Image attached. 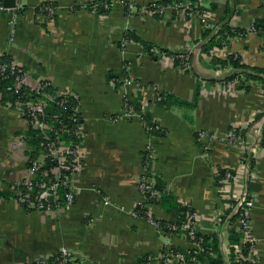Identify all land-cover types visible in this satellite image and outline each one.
Returning a JSON list of instances; mask_svg holds the SVG:
<instances>
[{"label": "crops", "instance_id": "0c3cea01", "mask_svg": "<svg viewBox=\"0 0 264 264\" xmlns=\"http://www.w3.org/2000/svg\"><path fill=\"white\" fill-rule=\"evenodd\" d=\"M85 1L22 0L14 9L17 0H6L9 6L0 11V53L35 78L76 93L85 128L73 204L52 214L26 210L12 187L30 175V136L21 112L12 100L3 102L0 92V264H32L64 247L77 264H141L145 255L153 257L148 264H168L158 255L169 243L193 247L184 232L170 234L136 214L148 149L154 154V183L195 209L197 231L211 244L218 241L225 264H231L239 233L236 203L249 191L257 247L250 263L264 264V82H222L233 67L214 60L237 53L245 63L264 67V30L230 36L228 44L206 51V24L199 14L171 5L157 12L147 8L160 0H131L128 10L114 0L111 11L100 14ZM45 2L57 6L53 24L37 20L36 8ZM201 3L212 25L227 21L249 30L264 19V0ZM126 29L175 52L191 50V69L176 65L172 56L147 54L141 41L119 46ZM161 93L167 102L159 101ZM125 99L139 103L149 125L125 113ZM230 132L237 140L227 138ZM222 170L234 177L222 176ZM149 212L158 220L180 216L161 202L152 203ZM200 262L210 264L206 255Z\"/></svg>", "mask_w": 264, "mask_h": 264}, {"label": "built area", "instance_id": "2783aa9c", "mask_svg": "<svg viewBox=\"0 0 264 264\" xmlns=\"http://www.w3.org/2000/svg\"><path fill=\"white\" fill-rule=\"evenodd\" d=\"M128 7H132L133 2L127 0ZM203 0H198L194 5L190 2H173L172 7L178 10H189L191 14H199L202 16L206 24L209 22V12L205 10L202 5ZM114 0H112V3ZM84 6L87 9L98 11L100 5L109 8L108 1L97 3V0H86ZM22 6V0H17L14 9H19ZM165 7H160L158 10H163ZM5 6L0 1V11L4 10ZM36 9L37 20L49 25L53 24L56 16L57 6L51 2L40 4ZM157 10V11H158ZM99 12V11H98ZM16 23V18L12 20V24ZM210 26L219 28V24ZM215 30V31H216ZM249 31H257L253 25L245 33H240V36L246 35ZM132 40L123 39L122 46L127 45ZM186 52L184 56V67H189L188 57L192 53ZM14 76V83L10 89L18 93L15 101L11 105L16 107L20 112L27 124L28 129H36L43 137L42 149L38 157L34 159L29 158L30 175L23 178L18 183L14 184L12 190L14 192L15 200L23 208L29 211H36L42 213H56L62 211L64 208L70 207L76 199L75 190L79 178V172L82 167V141L85 136V128L83 125V117L80 108L79 97L76 93L70 90H59L58 92L51 93L48 87L53 85L49 78H35L31 71L25 68L24 65L19 64L12 59H0V76ZM29 89V92H25ZM32 93L35 95L32 97ZM73 97L78 101V104L73 106L72 113L69 114V123H65L58 115L48 116L46 108L51 101H56L60 106H66L69 97ZM125 113L129 116L138 115L144 120V113L140 112L136 104L125 103ZM145 123V122H144ZM156 128L158 129L159 126ZM68 135L71 139L65 138ZM205 136L204 132L199 133V138ZM229 140H237L236 133L230 132L227 137ZM146 152L147 164L152 166L154 160L153 152L148 149ZM152 169V168H151ZM145 166L144 173L139 177L138 187L143 195L142 200L138 203L141 207H147L152 204L148 199L155 196L153 191L154 179L151 173ZM227 178H232V173L226 174ZM149 192V193H148ZM239 212V231L243 233L244 240L249 243L247 256L244 257L241 253L243 245L237 247L238 259H248L252 263L257 259V247L251 231V215L254 207V200L249 191H244L236 203ZM137 205V206H138ZM149 209V208H148ZM149 218L152 219L158 226V221L152 218L151 213ZM186 223L182 225V229L188 230V235L191 238L193 247L191 256L183 252L176 251L169 243L165 251L158 257L168 264H201L200 258L206 253L205 247L201 239L197 238L198 233L196 229L197 212L187 211ZM170 234L178 229V225L171 223L168 225ZM153 257L149 256V262ZM37 264H77L73 254L67 249L63 248L59 253L51 255L45 259H40Z\"/></svg>", "mask_w": 264, "mask_h": 264}, {"label": "trees", "instance_id": "16d2710c", "mask_svg": "<svg viewBox=\"0 0 264 264\" xmlns=\"http://www.w3.org/2000/svg\"><path fill=\"white\" fill-rule=\"evenodd\" d=\"M2 1V0H0ZM105 0H97V3H102ZM109 2V8H105L104 6L100 5L98 8V11L100 14H108L113 6L112 0H106ZM125 6V9L128 10V1L127 0H122ZM198 0H160L154 3H150L147 5V8L151 10L152 12H157V10L160 7H166L171 5L173 2H190L193 5L197 3ZM128 2V3H127ZM54 4V3H53ZM176 10V9H175ZM206 10V9H205ZM38 11V9H36ZM188 14L192 11L185 10ZM206 24V23H205ZM255 28L257 31H262L264 30V19L257 21L254 24ZM215 27L210 26V24H206V28L204 31V37L207 38L206 43L204 44V50L210 51L214 47H222L223 45H226L230 41V36H235V35H240V33H245L246 29H243L241 27H234L229 25V22L225 21L223 23L219 24V28L216 30ZM123 39H128L132 41H141L144 51L147 54H150L151 56L158 58L159 56L162 55H169L172 56L175 59L176 65L185 68V70H190L191 68V63H192V53L189 54L188 57V62H189V67H184V56L187 55L186 52H175L170 49H167L163 46L157 45L155 43L147 42L144 40H141L135 33H133L131 30L126 29L124 31L122 39L119 41V46H122V41ZM0 59H6L8 61H11L13 57L9 55L8 53H0ZM215 64H219L220 66H226V65H231L233 67V71H231L229 74L225 76L224 79H222V82H226L228 80H234V79H242L244 83H246L248 80H257L260 79L264 82V67H258V66H251L247 63H245L242 59V57L237 54V53H231L228 55L227 59H220L215 57ZM26 68V67H25ZM27 69V68H26ZM14 83V76L13 75H8V76H0V92L2 93V101L5 102L7 100H12L13 102L15 101L16 97L18 96V93L15 92L14 90L10 89V86H12ZM48 91L51 93L58 92L59 89L55 87L54 85L49 86ZM29 89H26L25 92H29ZM35 95L32 93V97ZM167 94L161 93L160 94V99L159 101L162 103H165L167 101ZM135 103L137 108L140 109V105L138 102L132 100V99H125V103L131 104ZM178 103H184V104H189L183 100H177ZM78 101L74 99L72 96L69 97V101L66 106H60L56 101H51L47 108V114L48 116L50 115H58L60 119H63L65 123H69V120L67 119L69 114L72 113V107L77 105ZM191 104V103H190ZM144 122L148 123L149 125V120L146 118V115L144 114ZM157 124V123H156ZM155 124V125H156ZM236 132V131H235ZM237 133V132H236ZM28 134L30 136V150H29V156L30 159H34L38 157V154L40 153L42 149V143L44 141L43 137L40 135L39 131L36 129H28ZM198 135V133H197ZM65 138L71 139L68 135H64ZM264 140V137H263ZM147 158H146V152H144V164L145 166L150 170L152 166L147 164ZM222 176L226 175L228 172L222 170L221 171ZM229 173H232L229 171ZM233 174V173H232ZM152 177L155 176L151 173H149ZM153 191L156 193L154 197L148 199L150 203H163L165 208L169 210H174L177 213H179V218L177 221H168V220H158L155 217H153L154 220L158 221L160 226L164 228L166 231H168V225L171 223H175L178 225V229L174 231V233H180L184 232L186 236L191 240L190 236L188 235V230L182 229V225L186 223V213L187 211L194 212L195 209L188 205V204H181L178 200L175 201V197L173 196L171 190H169L166 186L161 185L159 183H155L153 187ZM149 193V192H148ZM176 208V209H175ZM149 209L147 207H141L137 206L136 207V214L139 215L140 217L147 218L149 217L148 213ZM239 212L237 216L239 217ZM197 238L201 239L203 246L205 247V254L207 256V260L210 262V264H225L224 259L222 258V255L220 254V250L218 248V241H215L214 243H210L209 238L202 235L201 233L196 234ZM234 247L232 249V254H231V264H249L251 261H248V259H238L236 257V249L237 246L243 245L242 249V254L244 257L247 256L248 253V246L249 243L244 240V235L242 232L239 231L238 235H236V238L234 239ZM167 248V246H166ZM165 248V249H166ZM172 248L176 251L183 252L187 255V257L191 256V250L188 249H182L178 248L174 245H172ZM216 250V256H211L208 253L214 252ZM149 256L150 255H145L144 258L141 261V264H148L149 261ZM201 260V258H200ZM77 263V261H76ZM32 264H37V262H33ZM251 264V263H250Z\"/></svg>", "mask_w": 264, "mask_h": 264}, {"label": "water", "instance_id": "95a60500", "mask_svg": "<svg viewBox=\"0 0 264 264\" xmlns=\"http://www.w3.org/2000/svg\"><path fill=\"white\" fill-rule=\"evenodd\" d=\"M4 6H9L8 3L6 2V0L3 2ZM15 4L13 3L11 6H14Z\"/></svg>", "mask_w": 264, "mask_h": 264}, {"label": "rangeland", "instance_id": "374dc122", "mask_svg": "<svg viewBox=\"0 0 264 264\" xmlns=\"http://www.w3.org/2000/svg\"><path fill=\"white\" fill-rule=\"evenodd\" d=\"M151 205V204H150ZM150 205L148 206V208L150 207Z\"/></svg>", "mask_w": 264, "mask_h": 264}]
</instances>
